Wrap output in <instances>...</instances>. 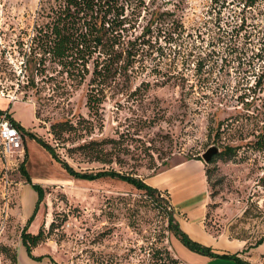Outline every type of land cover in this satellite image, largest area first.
I'll return each instance as SVG.
<instances>
[{"label":"rangeland","instance_id":"rangeland-1","mask_svg":"<svg viewBox=\"0 0 264 264\" xmlns=\"http://www.w3.org/2000/svg\"><path fill=\"white\" fill-rule=\"evenodd\" d=\"M38 4L0 0V64L9 67L0 71V109L24 130L21 152L4 154L0 145V264H13L12 253L17 264H52V259L59 264H172L176 256L185 264L180 248L189 249L167 230V201L162 209L118 177L75 176L29 132L50 143L76 171L113 169L142 179L181 159L201 157L211 145L234 148L229 160L207 165L213 170L207 182V231L195 225L191 231L203 241L178 225L215 253L264 264V240L242 253L264 236V150L253 144L264 125V0L247 9L230 0H128L126 12L136 16L134 33L142 50L131 74L116 76L92 109L86 105L91 74L78 84L48 65L35 74V87L19 83L29 72L21 66L19 40L26 50ZM160 13L183 21L172 39L150 21ZM58 122L72 128L56 138L51 125ZM102 139L114 140L102 146L110 151V162L92 160L78 148ZM24 157L30 184L19 169ZM196 170L184 183L194 196L186 210L191 219L202 194L199 181L205 180ZM33 184L44 188L40 200ZM173 216L182 218L177 210ZM25 224L32 233L49 231L31 254L21 242ZM195 253L210 257L212 264H239Z\"/></svg>","mask_w":264,"mask_h":264},{"label":"trees","instance_id":"trees-1","mask_svg":"<svg viewBox=\"0 0 264 264\" xmlns=\"http://www.w3.org/2000/svg\"><path fill=\"white\" fill-rule=\"evenodd\" d=\"M230 1L237 6H241L242 9H247L253 7L261 0ZM128 8V0H39L36 19L26 50L23 49L22 40H19L20 51H22L24 56L21 66L23 65L29 71L26 79L19 81V83L23 81L22 87H35L37 85L35 74L45 72L48 69V65H50L51 70L57 69L56 66L59 67V72L65 73L68 78L76 79L78 84H81L86 76L91 74L90 84L92 86L87 94L86 105L89 109L100 105L103 99L104 87L118 75L129 76L131 69L134 68L136 58L140 50H142L137 47L138 36H135L134 33L136 16L133 15V12L130 13L131 15L128 14L126 12ZM166 14L169 15L170 12H166ZM150 21H155L156 25L158 24V30H167L165 32L170 35V39L173 38L174 33H177L179 27L183 28L181 18L168 20V17L161 13L155 17L152 16ZM242 22L244 20L239 22L240 25H242ZM149 28L150 25L146 27V31ZM0 65L2 66L0 71L5 69L7 71L9 68L8 64ZM89 65H91V69ZM10 72L12 77L18 79L16 72ZM3 114L9 117L14 126L24 135V130L19 123L13 120L6 110L0 109V116ZM71 128L72 125L67 124V122H58L51 125V132L56 138H59L63 131H69ZM29 136L42 146L53 159L58 161L62 167L75 176L89 179L104 176L118 177L131 183L136 189L144 191L151 198V201L162 209H164V201H167V230L179 237L192 251L214 257L233 258L239 264H248L246 259L241 258L236 253L218 254L210 247L191 240L175 220L167 192L151 187L142 178L113 169L98 170L96 172L76 171L68 162L59 157L50 143L33 132H29ZM255 137L254 148L264 150V125ZM111 141L114 140H90L82 143L78 148L88 152L92 160L110 162V151L103 149L104 147L102 146ZM234 151V148L226 146L225 149L219 150L217 154L212 156L209 162H204L207 182L209 174L213 171L212 168L207 166L208 163H212L218 158L229 160ZM196 158L202 159L200 156ZM25 166L26 157L20 162L19 169L24 176L25 182L30 184L29 173ZM33 186L38 190L40 200L44 196V188L37 184H33ZM48 234L49 231L45 232L44 229H40L37 233H32L28 231V224H25L21 230L20 237L27 252L31 254L32 249L41 243ZM263 240L264 236H261L253 244L244 246L242 253L246 255L247 249L258 245ZM40 257L42 256H38V258ZM177 259V257H171L170 262L172 264H181V261L179 259L177 261ZM11 260L13 264H17V255L15 253L11 254ZM51 263L59 264L54 259H52Z\"/></svg>","mask_w":264,"mask_h":264},{"label":"crops","instance_id":"crops-1","mask_svg":"<svg viewBox=\"0 0 264 264\" xmlns=\"http://www.w3.org/2000/svg\"><path fill=\"white\" fill-rule=\"evenodd\" d=\"M31 140L36 142L34 139ZM193 167L197 169L196 171L198 173V176H202V178L205 177V180L201 181L200 179L199 181L200 188L202 189V194L200 197L198 211H196V216L193 219H191L187 214L186 210L190 209L188 205L191 204V201L194 198V196H192V190H190L189 188L188 189L185 188L184 183L188 178L189 171L192 170ZM144 181L148 185L162 192H167L169 202H170V196L174 194L175 197L174 199H172V204H171L173 214L174 211L177 210V212L181 213L182 216V218L181 217L176 218L177 223H179L180 227L190 236L201 239L203 241L202 239L204 238L203 236L201 235L196 236L191 233V231H193L194 225L197 228L207 231L204 226V220L206 215V206L209 199L208 198L209 190H208V183L205 174V164L203 159L202 160L198 158L181 159L179 160V162L175 164L173 163L165 166L154 176L145 177ZM184 204L186 208H184L185 210H182L181 207H183ZM180 254H181L180 257L184 259L185 264H205V262H210V264L216 263L214 261H211L209 259L210 257L209 258H207V256L202 257L201 254H197L194 251L187 249L183 245L180 248ZM245 258L246 257H244V259ZM178 259L181 261V264H183L182 260L180 258Z\"/></svg>","mask_w":264,"mask_h":264},{"label":"built area","instance_id":"built-area-1","mask_svg":"<svg viewBox=\"0 0 264 264\" xmlns=\"http://www.w3.org/2000/svg\"><path fill=\"white\" fill-rule=\"evenodd\" d=\"M0 145L4 154L23 150V135L5 114L0 116Z\"/></svg>","mask_w":264,"mask_h":264},{"label":"water","instance_id":"water-1","mask_svg":"<svg viewBox=\"0 0 264 264\" xmlns=\"http://www.w3.org/2000/svg\"><path fill=\"white\" fill-rule=\"evenodd\" d=\"M219 152V148L216 145L209 146L202 154L201 158L204 162H209L215 154Z\"/></svg>","mask_w":264,"mask_h":264}]
</instances>
